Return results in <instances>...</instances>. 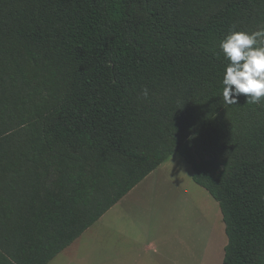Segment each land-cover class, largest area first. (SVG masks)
<instances>
[{
	"label": "trees",
	"instance_id": "obj_1",
	"mask_svg": "<svg viewBox=\"0 0 264 264\" xmlns=\"http://www.w3.org/2000/svg\"><path fill=\"white\" fill-rule=\"evenodd\" d=\"M261 27L264 0H0V264H50L174 154L223 264H264V101L224 104L219 47Z\"/></svg>",
	"mask_w": 264,
	"mask_h": 264
},
{
	"label": "rangeland",
	"instance_id": "obj_2",
	"mask_svg": "<svg viewBox=\"0 0 264 264\" xmlns=\"http://www.w3.org/2000/svg\"><path fill=\"white\" fill-rule=\"evenodd\" d=\"M95 227L94 240L86 232L69 256L61 258L67 252L62 253L50 264H169L164 260L168 253L173 254L170 264H223L221 249L228 242L219 204L193 181L190 165L178 154L91 229ZM148 242L156 248L146 258L124 260L123 251L143 253L141 245Z\"/></svg>",
	"mask_w": 264,
	"mask_h": 264
},
{
	"label": "clouds",
	"instance_id": "obj_3",
	"mask_svg": "<svg viewBox=\"0 0 264 264\" xmlns=\"http://www.w3.org/2000/svg\"><path fill=\"white\" fill-rule=\"evenodd\" d=\"M229 62L223 77V102L237 105L238 98L246 97V104L264 101V27L252 32L233 31L219 44ZM145 98L148 90H142Z\"/></svg>",
	"mask_w": 264,
	"mask_h": 264
},
{
	"label": "crops",
	"instance_id": "obj_4",
	"mask_svg": "<svg viewBox=\"0 0 264 264\" xmlns=\"http://www.w3.org/2000/svg\"><path fill=\"white\" fill-rule=\"evenodd\" d=\"M172 156H173V155H172ZM172 156H171V157H172ZM169 159H170V158H169ZM169 159H168V160H169ZM168 160H167V161H168ZM167 161H166V162H167ZM166 162H165V163H166ZM165 163H163L162 165H164ZM162 165H161V166H162ZM161 166H160V167H161ZM160 167H159V168H160ZM159 168H158V169H159ZM158 169H157V170H158ZM155 171H156V170H155ZM155 171H154V172H155ZM154 172H153V173H154ZM153 173H151L147 178H149L150 176H152ZM147 178H146L145 180H147ZM145 180H144V181H145ZM144 181H143V182H144ZM141 183H142V182H141ZM141 183H140V184H141ZM138 186H139V185H138ZM132 191H133V190H132ZM132 191H131V192H132ZM131 192H130V193H131ZM130 193H129V194H130ZM129 194H128V195H129ZM123 199H124V198H123ZM123 199H122V200H123ZM122 200H121V201H122ZM121 201H120V202H121ZM120 202H119V203H120ZM119 203H118V204H119ZM118 204H117V205H118ZM124 204H125V203H124ZM117 205L114 206L112 209H110V210H109V211H108V212H107V213H106V214H105V215H104V216H103L98 222H101L102 220H104V218L107 217L108 214H110V211H112L113 209L115 210V208L117 207ZM222 218H223V217H222ZM98 222H97V223H98ZM97 223H96V224H97ZM96 224H94L92 227L96 226ZM97 226H98V225H97ZM92 227H91V228H92ZM102 227H103V228H105V227H106V228H111V227L108 226V225H107V226H105V225L103 226V225H102ZM91 228L88 229L86 232H88L87 234L90 235V236L88 235V236H89L88 239H89V240H94L93 237L97 234V230H98V229L96 230V227H95V228L92 230ZM91 230H92V231H91ZM86 232H85V233H86ZM98 232H99V230H98ZM85 233H84V234H85ZM84 234H83L82 236H84ZM82 236H81V237H82ZM81 237H80V238H81ZM80 238H79V239H80ZM79 239H78V240H79ZM78 240H76L75 242H77ZM75 242H74L69 248H67L64 252H62V253H65V252H67V253H65V254L63 255V257H61V258H66L67 256H69V250H71V248H72V246L75 244ZM215 243H216L215 252L218 253L217 250H218L219 246H218V244H217V239L215 240ZM226 245H227V243H225V245L222 246V249H221V250H222V251H221V255H222L223 251L225 250ZM155 248H156V246H155L152 242H148V243H146V244L141 245V249H142V252H143V253H141V252L138 253V252H135V251H134L135 253H134V252H125V253H124V251H123L122 256H123V258H124L125 261H126V257H131V255H135V256H134L135 260L140 259L141 257H144V256H145V258H146V255H148L149 252H152V249H155ZM157 250H158V248H157ZM215 252H214V253H215ZM62 253H61V254H62ZM61 254H60V255H61ZM142 254H143V256H141ZM158 254H159V253H158ZM60 255H59V256H60ZM172 255H173V254H172ZM172 255H171L170 253L164 255V260H165L166 262H168L169 264L172 262V258H173V257L171 258ZM59 256H57L54 260H56ZM118 256L121 257L120 254H119ZM174 257H175V256H174ZM115 259H116V257H115ZM117 259H118V257H117ZM193 259H194V258H193ZM193 259H191L190 261L192 262ZM223 259H224V258H223ZM54 260H53V261H54ZM53 261H52V262H53ZM56 264H59V263H56ZM221 264H222V263H221Z\"/></svg>",
	"mask_w": 264,
	"mask_h": 264
}]
</instances>
